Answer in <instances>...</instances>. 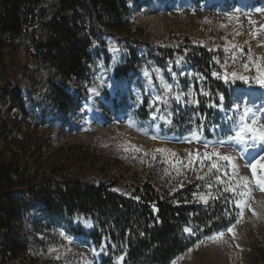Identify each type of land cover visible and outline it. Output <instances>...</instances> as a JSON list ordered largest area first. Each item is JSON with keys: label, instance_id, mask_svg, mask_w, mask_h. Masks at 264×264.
Returning a JSON list of instances; mask_svg holds the SVG:
<instances>
[{"label": "rangeland", "instance_id": "obj_1", "mask_svg": "<svg viewBox=\"0 0 264 264\" xmlns=\"http://www.w3.org/2000/svg\"><path fill=\"white\" fill-rule=\"evenodd\" d=\"M128 11L130 33H109L104 47L94 45L87 77L80 80L63 81L49 66L32 73L24 45L5 50L0 122L15 133L34 134L45 169L56 165L85 181L115 183L112 191L120 195L129 196L132 185L149 181L169 195L195 184L194 199L203 206L217 196L229 198L234 220L199 240L175 264H264V192L250 166L257 161L256 170L264 166V142L240 147L227 139L245 107L254 113L255 126L264 127V87L256 82L264 73V0H131ZM52 84L71 96L59 104L63 109L49 92ZM7 90L18 97L6 96ZM213 151L231 156V163ZM242 176L249 178V202L258 215L245 208L237 224L236 201L246 199L239 195ZM48 221V228L29 234L37 240L31 249L40 264H96L85 242L102 257V247L88 237L92 222L51 216ZM233 226L235 238L227 231ZM221 232L222 239H208Z\"/></svg>", "mask_w": 264, "mask_h": 264}, {"label": "trees", "instance_id": "obj_2", "mask_svg": "<svg viewBox=\"0 0 264 264\" xmlns=\"http://www.w3.org/2000/svg\"><path fill=\"white\" fill-rule=\"evenodd\" d=\"M130 1L0 0V65L5 50L24 45L32 73L49 66L63 81L85 78L93 46L104 47L109 33H130ZM206 57L198 59L199 69ZM49 92L59 109L71 101L57 84ZM4 94L18 97L12 90ZM42 154L34 134L15 133L0 122V264H40L31 249L37 240L29 234L48 228L50 216L92 222L88 237L102 247L100 264H175L199 240L234 220L229 198L217 196L203 206L194 199L195 184L169 195L145 181L125 196L112 191L115 183L85 181L56 165L45 169ZM31 210L40 215H24Z\"/></svg>", "mask_w": 264, "mask_h": 264}, {"label": "snow or ice", "instance_id": "obj_3", "mask_svg": "<svg viewBox=\"0 0 264 264\" xmlns=\"http://www.w3.org/2000/svg\"><path fill=\"white\" fill-rule=\"evenodd\" d=\"M262 46H264V45H262ZM233 47L235 48L236 46L233 45ZM239 50L241 52H243V49H239ZM233 59H235V57H233ZM245 68H247V65H245ZM258 71H260L259 68H258ZM213 75L216 76L218 74L214 72ZM232 76L235 78H238L240 80H244V81L248 80V77L237 76L236 73H232ZM225 79H227V77H225ZM256 82L258 84H260L261 87H264V73L261 74V77L259 79H257ZM177 99H179V97H177ZM223 99H224V97L221 96L220 100L223 101ZM237 109H238V106H237ZM256 124H257V121L254 118V113H252V110L250 108L245 107L243 114L239 117V122L235 126L236 130H235L234 135H229L227 139L229 141H235L239 144H246L250 147L254 146V142L256 140L264 142V127H256L255 126ZM196 136H197V134L193 133V137L196 138ZM249 141H252L253 144H249ZM221 143H223V141H221ZM159 151H165V150L161 149ZM211 155H214L221 160L228 161L229 163H231V161H232L231 156L221 155L220 152H218V151H213V153ZM204 156H205V158H209V153L205 152ZM260 159H264V156L260 157ZM258 163H259V161H257L256 164H251L250 166L253 170V180L255 181V185L259 188V190L261 192H264V174H262L260 176L256 175V166ZM262 167H264V166H262ZM211 168H217V165L213 164L211 166ZM233 168H235V165H233ZM210 171H211V169H210ZM198 178L202 179V177H198ZM216 179H217V181H220V177H216ZM239 185H242L243 189H244V191L239 193V195H241L242 197H246V199L236 201V206L238 208H240V212L238 214V219L236 220L237 224L241 223L243 216H244V209L245 208H248L249 210H251L253 216L258 215L257 211L252 207V204L249 202L250 200L253 199L252 192H251V189L249 187V178L247 176L240 177L239 178ZM234 190L235 189L233 187H225V191H234ZM137 199H139V198L137 197ZM199 199L204 201L205 203L208 202L207 198L204 195H200ZM227 231L229 233H232L233 238H235L234 226L229 227L227 229ZM184 232L190 233L191 229L186 227V228H184ZM61 235H64V233L62 232ZM224 235H225V233L221 232L215 236L209 237L208 239H211L215 242V241L222 239L224 237ZM225 243H227V241H225ZM237 247H239V245H237ZM122 259H123V257L118 258V260H122Z\"/></svg>", "mask_w": 264, "mask_h": 264}, {"label": "bare ground", "instance_id": "obj_4", "mask_svg": "<svg viewBox=\"0 0 264 264\" xmlns=\"http://www.w3.org/2000/svg\"><path fill=\"white\" fill-rule=\"evenodd\" d=\"M259 7H261V6H259ZM261 8H263V6ZM253 96H255V92H253ZM259 142L260 143H258V144H260V145L263 144V142H261V141H259ZM238 146L243 147V144H238ZM251 171L253 172V170H251ZM256 174H259V175L264 174V167H260L259 169H257ZM95 261H96V259H95Z\"/></svg>", "mask_w": 264, "mask_h": 264}, {"label": "water", "instance_id": "obj_5", "mask_svg": "<svg viewBox=\"0 0 264 264\" xmlns=\"http://www.w3.org/2000/svg\"><path fill=\"white\" fill-rule=\"evenodd\" d=\"M87 246H89V250H90V253H91V257H94L96 259V264H98V261H99V257L98 256H94L92 254V249H91V246L89 245L88 242L85 243Z\"/></svg>", "mask_w": 264, "mask_h": 264}]
</instances>
